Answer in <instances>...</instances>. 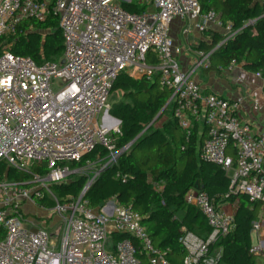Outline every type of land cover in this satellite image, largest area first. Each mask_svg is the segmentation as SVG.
I'll use <instances>...</instances> for the list:
<instances>
[{
	"label": "built area",
	"instance_id": "built-area-1",
	"mask_svg": "<svg viewBox=\"0 0 264 264\" xmlns=\"http://www.w3.org/2000/svg\"><path fill=\"white\" fill-rule=\"evenodd\" d=\"M134 1L145 2L0 0V36L15 33L23 22L53 15L64 37L60 60L37 62L8 46L0 51V161L28 171L34 166L44 169L29 184L6 176L0 180V264H172L168 250L156 244L132 206L115 198L98 205L85 199L94 180L117 165L132 145L118 144L121 123L108 103L123 71L157 79L169 91L165 107H171L186 143L202 122L203 161L230 173L232 193H246L264 203V128L254 131L242 118L237 101L204 93L193 76L212 66L215 49L235 36L233 25L214 7L201 11V0H149L143 10L131 11L126 4ZM186 17L195 19L200 31L211 25L225 30L210 50L196 49L190 68L182 66L171 34L172 22ZM99 145L107 150L103 157L71 166ZM75 175L88 179L77 199L56 200L52 207L40 206L44 216L27 217L26 202L54 196L53 186ZM115 176L123 184L129 180L121 170ZM184 199L201 212L209 227L205 236L182 230L184 263L220 264L223 241L236 228L234 213L217 207L199 184L188 189ZM263 220L254 219L252 230L259 231ZM249 252L264 255V237H257Z\"/></svg>",
	"mask_w": 264,
	"mask_h": 264
},
{
	"label": "trees",
	"instance_id": "trees-1",
	"mask_svg": "<svg viewBox=\"0 0 264 264\" xmlns=\"http://www.w3.org/2000/svg\"><path fill=\"white\" fill-rule=\"evenodd\" d=\"M145 6V2L126 4L131 11H141ZM212 7L220 12L225 22L233 25L236 34L215 49L213 53L218 54L219 63H213V54L210 68L221 69L235 60L264 79V0H201V11ZM221 38L214 37L207 46L213 48ZM6 46L17 54L33 57L37 62L60 60L64 54V37L57 17L51 15L44 20L23 22L15 33L0 36V51ZM116 84L125 88V100L114 102L110 108V113L121 123L122 134L118 144L132 142V145L121 155L117 165L94 180L85 192V199L91 205H98L115 198L120 204L132 206L156 244L168 250L172 264H185L186 249L179 241L182 230L209 231L201 212L185 202L188 189L199 184L214 197L216 205L224 200H233L237 195L236 228L225 243L222 262L251 263L255 256L249 252L252 222L263 201L251 200L246 193H232L226 173L219 166L203 161L199 153L201 142L193 135L186 143L184 132L179 134L180 127L176 121L171 122L173 126L170 121L164 126L170 127V139L161 130L149 131L166 113L165 105L169 98V91L157 79L136 78L123 71L114 87ZM184 143L186 146L183 148ZM106 151L99 145L95 151L85 154L81 162H74L71 166H81L87 159H95L98 155L103 157ZM117 170L129 174L127 183L123 184L116 178ZM36 172H44L43 167L34 166L28 171L0 161V180L6 176L25 185L30 183ZM74 177L55 184L54 196L35 197L36 204L52 207L56 200L77 199L84 188L85 176ZM178 212L184 215L179 217Z\"/></svg>",
	"mask_w": 264,
	"mask_h": 264
},
{
	"label": "crops",
	"instance_id": "crops-1",
	"mask_svg": "<svg viewBox=\"0 0 264 264\" xmlns=\"http://www.w3.org/2000/svg\"><path fill=\"white\" fill-rule=\"evenodd\" d=\"M148 1L149 0H145V3ZM195 23V19L186 17L184 19L176 18L171 24V34L175 39L176 45L180 48L179 58L181 59L182 66L184 68H190L192 66L196 58L197 48L210 50L211 47L209 48L207 45L212 43L214 37H219L225 33L223 28H219L215 25L209 26V28L205 31H200L196 27ZM188 26L190 27L189 30L185 31V28ZM194 48L195 50H193ZM213 63H219V56L217 53L214 54ZM228 66L221 69H217L215 66L213 68H200L193 73V76L201 84L204 93L214 92L229 98L231 101H237L240 104V114L242 118L250 122L254 131L259 132L264 128V79L259 73L248 70L244 64L240 62L234 63L232 65V69H228ZM222 69L224 71H222ZM167 111H169L168 119L170 122L174 123L175 120L173 121L172 118L171 107H167L166 112ZM172 123L170 124L172 125ZM178 132L180 134L182 130L178 128ZM205 134V125L202 122L198 123L194 130L196 139L202 142ZM228 151L233 153L232 148H229ZM223 171L228 176L230 182V173H227L225 170ZM238 201L239 197L234 195L233 200H224L223 202L218 203L219 206H216L221 208L223 211L235 213ZM180 213L181 216L184 215L182 214L183 212H178V215ZM34 216L37 217L39 215L31 214L29 218ZM259 218L264 219L263 202L257 211V217L255 219ZM197 233L205 236L208 231L201 230V232ZM253 233L255 234V239H252L251 237V243L255 242L256 238L259 236L264 237V220L259 231L251 229V235ZM230 237L231 236L227 237L223 241L222 245L224 247V251L225 243ZM222 260L220 264H224Z\"/></svg>",
	"mask_w": 264,
	"mask_h": 264
},
{
	"label": "rangeland",
	"instance_id": "rangeland-1",
	"mask_svg": "<svg viewBox=\"0 0 264 264\" xmlns=\"http://www.w3.org/2000/svg\"><path fill=\"white\" fill-rule=\"evenodd\" d=\"M193 50H195V48ZM222 71H224V70L222 69ZM124 92H125V88L116 84L113 91L110 93L109 98H108V103L110 104V106L116 101L125 100ZM127 100H129V99H127ZM165 114L155 123V125L151 129H149V131L150 130H152V131L161 130L163 133H165V137L170 139V131H171L170 127H164L170 121L168 119L169 111H167ZM145 130H146V128L138 136L143 134V132ZM75 176H77V175H75ZM73 178H75V177H73ZM68 180H70V179H68ZM68 180H66V181H68ZM87 181H88V179H87ZM87 181H85V182H87ZM24 211H25L26 215H28L27 217H29L31 214L44 216L46 213V211H44L40 206H38L36 203H33L31 201H28L24 204ZM178 216L181 217V213ZM251 237H252V239H255V234L253 233L251 235ZM249 264H264V255H255L253 261Z\"/></svg>",
	"mask_w": 264,
	"mask_h": 264
},
{
	"label": "water",
	"instance_id": "water-1",
	"mask_svg": "<svg viewBox=\"0 0 264 264\" xmlns=\"http://www.w3.org/2000/svg\"><path fill=\"white\" fill-rule=\"evenodd\" d=\"M165 108V107H164ZM117 122H119V119H116Z\"/></svg>",
	"mask_w": 264,
	"mask_h": 264
}]
</instances>
